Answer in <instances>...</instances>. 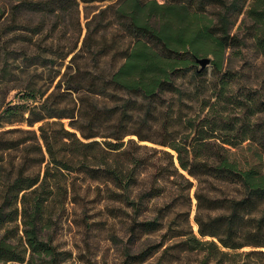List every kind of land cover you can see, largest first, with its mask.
<instances>
[{
	"label": "trees",
	"instance_id": "trees-1",
	"mask_svg": "<svg viewBox=\"0 0 264 264\" xmlns=\"http://www.w3.org/2000/svg\"><path fill=\"white\" fill-rule=\"evenodd\" d=\"M7 9L19 101L0 110V264L68 261L49 232L54 207L64 213L91 182L92 201L106 202L99 213L127 217L123 264L175 247L204 252L201 264H264V74L226 91L248 78L247 62L230 66L233 49L264 59V0H11Z\"/></svg>",
	"mask_w": 264,
	"mask_h": 264
},
{
	"label": "rangeland",
	"instance_id": "rangeland-1",
	"mask_svg": "<svg viewBox=\"0 0 264 264\" xmlns=\"http://www.w3.org/2000/svg\"><path fill=\"white\" fill-rule=\"evenodd\" d=\"M10 1L11 0H0V12L4 10L3 14L0 15V47H5L7 52L6 54H3L2 49H0V110L3 105L8 102L12 104L19 101L18 98L15 97L16 90L12 89V86L18 87V85L17 83L12 85V31L7 30V28L10 27L8 21L9 10L7 9ZM84 21L83 12L81 11V25L84 24ZM83 34L84 30L82 31L81 37H83ZM126 43L127 37L122 36L117 49L120 50V48H123ZM232 52L233 54L229 58L230 66L232 68L239 69L244 65V62H247L244 66L245 69L243 70L248 78H244L242 81L239 80L237 83L235 82V79L229 81L228 86L226 87L228 93L237 95L239 90L245 92L244 90H246L247 87L259 82L261 76L264 74V59L256 57L248 48L242 49L240 52L237 51V49H233ZM68 59L69 58L65 60L61 71L64 70ZM17 64H20L19 61H17ZM13 70L16 71L17 69ZM32 70L33 68L29 70V75L33 73ZM211 71L212 66L209 65L205 75L206 78L210 77ZM29 75L27 73L22 74L24 82L29 79ZM182 79L183 78H178L177 82H182ZM241 86H244V88H240ZM238 88V92L235 93ZM242 97L243 96L238 97L239 100H242ZM112 98L113 100H109L110 106L119 103V101L116 100V97ZM228 106L227 112L230 113L228 117L233 119L235 126H238L241 120L239 108L238 106ZM63 121L66 122V120ZM20 126L26 127L25 125ZM36 126L37 125H35L34 128H36ZM11 127L12 125H7L2 129H8ZM128 138H134V136H126L124 139L127 140ZM140 144L148 146L153 145L146 141L140 142ZM250 148L254 149V146L251 145ZM262 155L264 159V154ZM86 185L89 186V189H87L88 191L85 190L87 193L83 200L77 204H68L64 213L59 211L57 206L54 207V223H52L49 230L53 244L60 250H66L71 253V258L63 264H123V252L127 245L128 236L126 234V226L128 224L127 217L121 216L114 219L111 216H107L104 211L99 213V211L103 210L106 202L103 201L102 203H98V201H92L95 193V183H84L83 188L86 189ZM193 191L194 188L191 189L193 206L190 213V221L193 230L196 231L197 226L193 221L195 213ZM160 234L161 233H157L148 238L143 237L140 246L152 241H159L161 239ZM173 242L174 239L167 240L165 241L164 246L172 244ZM136 249L137 248H133V250ZM251 249L252 248L249 246H244L239 250H230V253L246 252ZM160 254L161 251L157 252L143 264H201V260L204 256V252L202 251L180 252L177 247L168 249L161 257ZM217 262V259H213L209 264H225V262Z\"/></svg>",
	"mask_w": 264,
	"mask_h": 264
},
{
	"label": "water",
	"instance_id": "water-1",
	"mask_svg": "<svg viewBox=\"0 0 264 264\" xmlns=\"http://www.w3.org/2000/svg\"><path fill=\"white\" fill-rule=\"evenodd\" d=\"M196 63L199 65L200 69H203L204 67L210 64V57L209 56L197 57Z\"/></svg>",
	"mask_w": 264,
	"mask_h": 264
}]
</instances>
